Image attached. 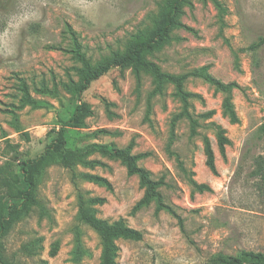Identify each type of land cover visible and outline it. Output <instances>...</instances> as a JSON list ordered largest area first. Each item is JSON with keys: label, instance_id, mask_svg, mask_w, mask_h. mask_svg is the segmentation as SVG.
<instances>
[{"label": "rangeland", "instance_id": "374dc122", "mask_svg": "<svg viewBox=\"0 0 264 264\" xmlns=\"http://www.w3.org/2000/svg\"><path fill=\"white\" fill-rule=\"evenodd\" d=\"M167 0H0V166L18 172L21 163L39 156L48 134L68 119L78 100L65 83L78 80L80 63L71 49L78 42L96 66L124 53L134 36L150 32ZM181 26L170 40L145 57L163 72L181 75L206 66L223 82H236L234 104L240 118L232 124L222 113V93L199 77H189V109L198 117V134L188 119L174 121L182 109L175 85L155 92L153 76L131 66L113 68L83 94L84 126L66 131V145H105L143 154L138 164L159 187L164 202L180 216L157 211L155 202L135 209L144 193L124 164L100 152L76 171L106 178L110 186L77 178L86 197L103 198L97 217L120 219L142 232L141 240L118 239V264H215L217 254L241 250L264 252V45L250 49L264 35V0H187ZM27 82L41 107L19 109V80ZM45 92H39L42 87ZM12 110L18 114V131ZM214 110L211 119L201 114ZM222 125L231 143L219 151L216 129ZM24 132H27L29 138ZM211 141L217 173L206 164L204 138ZM207 184L210 190L195 186ZM47 208H35L2 239L13 264H100L98 234L80 223L78 191L72 171L50 165L38 188ZM77 229L86 253L78 261L73 249ZM34 242L35 253L27 245ZM58 242L56 254L53 245Z\"/></svg>", "mask_w": 264, "mask_h": 264}, {"label": "trees", "instance_id": "16d2710c", "mask_svg": "<svg viewBox=\"0 0 264 264\" xmlns=\"http://www.w3.org/2000/svg\"><path fill=\"white\" fill-rule=\"evenodd\" d=\"M187 0H167L165 10L160 21L150 32H138L127 50L124 53H115L109 59L94 66L82 51L78 42H74L71 52L74 58L80 63L78 70V80H70L64 84L67 92L75 96L78 100L72 115L62 121V125L48 134L47 143L43 152L35 157L24 160L18 172H12L7 165L0 166V264H13L4 253V244L2 239L10 232L13 226L21 219L28 216L35 208L40 210V216L47 214V208L39 197L38 188L44 178L46 169L53 164L61 165L72 171L73 183L78 191V221L88 225L93 229L100 238L102 247L100 264H118L117 256L119 247L117 240L130 239L141 240L143 234L141 231L128 226L124 220L120 219L115 222H109L96 216L94 206L102 203L103 198L86 197L78 186L77 178L82 177L89 181L96 182L101 185L110 186L106 178L89 173H79L76 171L78 165H93L94 161H89L87 157L93 152H100L111 158L120 160L126 167L129 175L138 177L139 182L144 189V193L140 200L136 203L135 209L149 205L152 202L156 204V210H165L175 215L179 220V225L184 231L183 221L180 216L175 214L171 206L167 205L159 187L164 183L163 178L154 180L150 176V172L138 164V160L143 154L136 155L131 152L132 144L124 148L108 147L105 145H89L84 148H70L66 145V131L69 128H79L84 126V112L86 104L83 101L84 92L89 89L91 84L101 76L107 74L113 68H123L131 66L136 72L148 71L152 74L155 83V92L161 91L165 83L175 85L176 93L182 101V109L174 117V121L186 118L190 124V134H198V128L201 126L198 117L189 109L190 92L184 89V83L189 77H199L222 93L221 109L225 117L232 124L239 123L235 104L234 90L240 89L238 83L223 82L207 70L204 66L197 71L187 72L181 75H173L163 72L154 62L145 57L146 53H154L160 50L163 45L170 40V32L182 25L180 15L183 6ZM264 45V35L251 44V50H258ZM19 91L21 92L19 109L26 106L40 108L41 103L34 98L30 92L27 82L23 79L19 80ZM47 88L44 86L39 92H45ZM13 122L18 131H23L20 126L19 117L12 110ZM214 110H210L201 114V117L211 119ZM211 126L216 129V139L219 151L223 157L226 155V146L231 143L227 136L226 129L216 122H211ZM261 133L264 136V124L261 126ZM27 138L29 135L24 132ZM204 151L206 155V164L213 173H217L215 164V153L212 148L211 141L208 137L204 138ZM195 186L199 190H210L207 184H198ZM75 237V247L73 254L76 260H80L86 253L84 244L81 239L80 230L77 229ZM34 242L27 245L30 253H35ZM58 242L53 245L52 254H56ZM215 264H264V252L254 250H241L234 255L219 253L214 258Z\"/></svg>", "mask_w": 264, "mask_h": 264}]
</instances>
